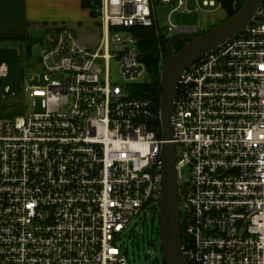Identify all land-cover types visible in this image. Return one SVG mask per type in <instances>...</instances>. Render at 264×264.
<instances>
[{
	"label": "built area",
	"instance_id": "obj_1",
	"mask_svg": "<svg viewBox=\"0 0 264 264\" xmlns=\"http://www.w3.org/2000/svg\"><path fill=\"white\" fill-rule=\"evenodd\" d=\"M159 5L191 12L188 0H91L98 48L68 28L49 34L48 74L23 80L34 111L9 118L0 109V264H128L119 241L159 210L165 141L161 108L112 84L109 65L117 59L127 81L139 78L138 33L163 34ZM174 129L188 264H264V0L182 75Z\"/></svg>",
	"mask_w": 264,
	"mask_h": 264
},
{
	"label": "water",
	"instance_id": "obj_2",
	"mask_svg": "<svg viewBox=\"0 0 264 264\" xmlns=\"http://www.w3.org/2000/svg\"><path fill=\"white\" fill-rule=\"evenodd\" d=\"M216 1L227 13L226 22L200 36L178 33L170 37L167 44L168 60L162 71L161 119L165 144L162 149L164 167L162 200L159 207V236L165 264H188L183 250L181 228V198L186 193L188 184L185 183L180 187L178 182L177 146L174 143V108L179 81L191 65L237 35L249 24L263 2V0H247L237 12V0ZM185 40L190 41L175 52L174 47ZM4 65L8 73L7 76L0 78L2 92L6 99H12L22 93L25 76V68L18 48L0 47V67ZM156 218L157 215L153 214L152 222H155Z\"/></svg>",
	"mask_w": 264,
	"mask_h": 264
},
{
	"label": "rangeland",
	"instance_id": "obj_3",
	"mask_svg": "<svg viewBox=\"0 0 264 264\" xmlns=\"http://www.w3.org/2000/svg\"><path fill=\"white\" fill-rule=\"evenodd\" d=\"M175 7L176 6L173 5H159L156 10L159 28L168 39L177 34V28L197 29L198 36H200L228 20L226 11L219 3H217L215 7H205L201 0H188V10L191 12H173ZM170 27L174 28V32H169ZM69 29L74 32L77 39L87 48L92 50L98 48L100 37L99 31L95 25V20L88 24H83L80 27H70ZM45 30L46 28L44 27H37L31 30L30 35L32 37L31 39H33L31 57L25 56V49L21 45L0 44V47H15L19 49L25 68V80L33 76L43 78L44 75L48 74V69H45V65L40 64L43 50L47 47L46 44H43L46 37ZM29 42L30 40L26 43ZM26 43L24 46L27 45ZM175 51H177V48ZM53 67L54 65L52 62L47 64V68ZM103 68H105V65H103ZM109 69L111 83L121 86L128 96L132 95V92L138 86L148 84L151 81L146 67L139 78L133 81H127L123 77L121 73V62L119 60L113 59L110 62ZM50 77L60 80L64 75L53 74L50 75ZM103 78L102 76L101 79L103 80ZM30 85L33 84L31 83ZM2 91V85L0 83V99L4 100L6 98L3 96ZM20 96L24 100V105L26 107L24 114H31L34 111L33 100L24 91H22ZM181 175L183 179L189 180L191 177L190 168L184 169ZM153 213V210H148L146 214L137 218L124 232L119 241L123 253L126 254L128 264H165L160 245V220L158 217L155 222H152Z\"/></svg>",
	"mask_w": 264,
	"mask_h": 264
},
{
	"label": "crops",
	"instance_id": "obj_4",
	"mask_svg": "<svg viewBox=\"0 0 264 264\" xmlns=\"http://www.w3.org/2000/svg\"><path fill=\"white\" fill-rule=\"evenodd\" d=\"M93 20L83 0H0V39L31 42L34 28H46L47 37L61 28L80 27Z\"/></svg>",
	"mask_w": 264,
	"mask_h": 264
},
{
	"label": "trees",
	"instance_id": "obj_5",
	"mask_svg": "<svg viewBox=\"0 0 264 264\" xmlns=\"http://www.w3.org/2000/svg\"><path fill=\"white\" fill-rule=\"evenodd\" d=\"M90 2L91 0H83V7L87 9ZM246 2L247 0H237L236 11L239 12ZM138 35L140 60L149 72L151 81L148 84L138 86L135 89V95L151 99L157 106V110H160L163 96L162 71L168 60L167 44L169 39L163 34H158L154 28L140 29ZM25 43V41L17 39H0V44H15V46H23L25 49V56L31 57L33 40L31 39V42L26 43V46H24ZM185 44V42H182L177 45V51H179ZM177 46H175L174 49L177 48ZM0 109L1 114L4 117L10 118L24 114L26 107L22 97L17 95L12 98V100L0 99ZM157 127L159 129V136H161L162 131L160 121L157 123Z\"/></svg>",
	"mask_w": 264,
	"mask_h": 264
},
{
	"label": "flooded vegetation",
	"instance_id": "obj_6",
	"mask_svg": "<svg viewBox=\"0 0 264 264\" xmlns=\"http://www.w3.org/2000/svg\"><path fill=\"white\" fill-rule=\"evenodd\" d=\"M187 42H188V40H185V43H187ZM177 49H178V46H177ZM174 50H176V48ZM153 214H156L157 215V218L159 217V213L158 212H154ZM157 218H156V220H157Z\"/></svg>",
	"mask_w": 264,
	"mask_h": 264
}]
</instances>
